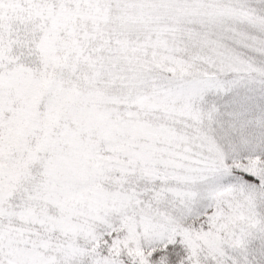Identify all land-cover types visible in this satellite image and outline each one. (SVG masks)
<instances>
[{
  "label": "snow or ice",
  "instance_id": "obj_1",
  "mask_svg": "<svg viewBox=\"0 0 264 264\" xmlns=\"http://www.w3.org/2000/svg\"><path fill=\"white\" fill-rule=\"evenodd\" d=\"M0 264H264V0H0Z\"/></svg>",
  "mask_w": 264,
  "mask_h": 264
}]
</instances>
